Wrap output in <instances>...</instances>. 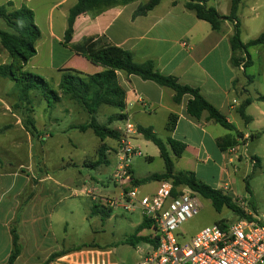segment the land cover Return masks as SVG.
Returning a JSON list of instances; mask_svg holds the SVG:
<instances>
[{
    "label": "crops",
    "instance_id": "crops-1",
    "mask_svg": "<svg viewBox=\"0 0 264 264\" xmlns=\"http://www.w3.org/2000/svg\"><path fill=\"white\" fill-rule=\"evenodd\" d=\"M147 1L134 0L127 5L109 8L94 17L90 14L80 16L75 21L71 44H76L87 37L105 36L110 44L130 51L135 61L151 59L162 75L172 76L179 84L197 89L200 95L226 118L232 126L231 130L209 121L206 114L199 119L189 116L186 113L189 96H184L179 104H175L172 100L174 92L171 89L143 81L136 76L116 73L117 83L126 94V108L122 112L125 120H135L134 123L130 121L135 128L152 127L156 134L158 131L155 123L164 124L163 129L166 131L164 142L172 139L185 145V151L179 158L174 157L167 146L173 165H176L175 161L180 162L182 171L193 172L199 181L213 189L221 190L222 186H227L234 193L232 200L235 198L238 203H242L240 199L249 198L253 210L244 208L242 211L252 220L264 225V214L258 218V210L257 207L255 208L256 189L260 186L254 183L256 179L264 176V101L259 100L260 97H264V75L259 76L261 79L258 81L247 74L248 68L252 66L250 48L247 51L249 67L243 68L245 55L241 56L243 62L238 67H234L231 63L232 52L229 44L233 28L231 22L223 21L220 30L214 31L207 22L197 19L193 12L185 8V0H161L145 16L133 18L136 8ZM243 1L245 0L241 1L237 13L239 22L242 18L239 11ZM7 2L11 1L5 0L1 5ZM76 2L77 0H37L36 4L38 10L44 14L43 23L46 28L44 35L40 32L41 36L37 41L46 54V60L39 68L54 73L55 78L50 77V80H55L56 85L59 83L62 70H69L71 73L86 77L102 70L101 66L63 45L68 11ZM30 4L31 0H21L17 5L13 4V9L23 5L31 8ZM207 5L214 7L222 16H227L230 12L229 0H207ZM251 10L254 8L252 7ZM241 41L248 42L242 38ZM38 44H36L37 52ZM1 53L7 57L6 52L0 47ZM232 101L236 103L232 104ZM245 101H250V104L245 108L246 120H243L239 115V108ZM171 115L175 116L176 120L173 131L169 132L166 130V125ZM122 123L124 127V122ZM5 126L9 128L0 136L11 131L12 126L7 123L0 129ZM47 137L48 135L45 136ZM136 148L140 150L138 146ZM230 149H234L235 152L230 153ZM147 159L152 160L151 157ZM9 174L0 171V178H6ZM15 174L14 172L13 175ZM135 178L141 179L136 176ZM46 179L50 178L46 176L40 181ZM238 187L245 193L242 198L238 196ZM51 201L53 199L16 197L0 207V252L8 249L5 259L11 251V236L8 228L12 223L16 227L21 246L20 255L14 264L21 259L24 261L38 259L36 256L39 254H42V262H45L52 253L68 250L50 264H91L93 259L99 261L110 259L112 252L96 245L90 247L91 249L82 248L73 251L72 249L78 246L67 247L64 240L59 243L53 239L54 246L51 248L43 243L40 237L44 239L46 236L41 234L40 223L51 221V212H54L59 205L57 202L56 207L52 209ZM142 221L141 217V220L133 225L134 230ZM220 221L228 224L223 218L216 219L212 224ZM145 230H152V234H144ZM153 232V228L149 227L138 235L153 237ZM142 243L148 246L147 254L153 246L150 243ZM42 248L45 250L41 251ZM78 253L84 254L83 261L77 260L80 256Z\"/></svg>",
    "mask_w": 264,
    "mask_h": 264
},
{
    "label": "rangeland",
    "instance_id": "rangeland-1",
    "mask_svg": "<svg viewBox=\"0 0 264 264\" xmlns=\"http://www.w3.org/2000/svg\"><path fill=\"white\" fill-rule=\"evenodd\" d=\"M4 1L0 0V5ZM10 1L17 5L21 0ZM36 4L37 0H31V8H28L34 12V23L44 35L46 32L43 23L44 14L38 10ZM252 7L254 10H251ZM239 14H242L240 18L242 40L247 42L264 32V0L243 1ZM0 30L10 32L2 19H0ZM36 44L38 43H35V49ZM37 46V56L29 60L24 70L35 76L46 78L56 90L55 80H50L55 78V74L39 68L45 62L46 54L40 43ZM249 54L252 66L248 68L247 74L259 81L264 75L262 74L264 73V65H262L264 64L262 60L264 47L250 48ZM10 62L8 55L6 57L0 54V65ZM16 101L13 83L0 78V127L6 123L12 126L11 131L0 136V171L10 173L8 177L0 178V207L16 197L53 199L51 208L56 207L57 202L59 205L54 212H51V221L40 223L42 225L41 234L46 236L44 239L40 237V240L49 245V248L54 246L53 239L59 243L64 240L67 247L83 245L94 247L93 245H96L112 253L110 259L105 261L94 260L92 256L93 263L91 264H139L146 254L147 244L138 242L136 239L133 244L126 243L124 240L133 236V225L141 220L140 214H128L114 209L108 218L101 217V215H90L93 204L98 200L97 198L94 201L92 196H117L119 193L112 183V174L117 165V142L109 139L104 141L108 150L106 166H99L96 169L85 167L96 162L97 149L101 143L91 130L80 132L70 129L71 126L84 124L88 120L87 114L78 105L67 99L52 103V98L49 97L51 102L49 107L41 92H32L30 94L31 104L28 106L33 110L30 117L35 120V126L41 132V136L36 139L24 133L19 112L12 109ZM117 113H119L117 109L102 106L96 118L99 123H104ZM130 121L135 122V120ZM163 125L161 122L155 123L158 131L157 137L165 141L166 131ZM112 126L123 127V123L114 122ZM46 135H48L47 138H45ZM42 138L45 139L41 141ZM131 145L138 146L141 152L140 157L134 156L131 159L130 168L134 176L144 178L164 172V164L155 145L144 140L139 134L131 139ZM148 157L152 160L149 161ZM175 162L174 171H182L181 163ZM14 172L15 175H13ZM46 176L51 181L50 179L40 181ZM254 183L260 186L256 189L255 196V208L257 207V215L260 218L261 214H264V176L256 179ZM157 184V182H151L139 186L138 190L142 194L150 193L155 190ZM237 193L241 198L245 194L239 187ZM198 200L201 205L198 215L182 224L178 230L180 243L190 240L198 231L212 225L216 219L223 218L228 224L240 219L226 208L218 214L207 199L199 196ZM240 200L243 206L242 208L239 204L237 206L241 209L253 210L249 198ZM12 228L16 230L14 223L9 226L8 230ZM37 231H39L38 228ZM144 234H152V230H145ZM33 239L35 240V237ZM90 247L83 249H91ZM44 250V248L41 249V251ZM7 252L8 249L0 252V264L6 262ZM83 256L84 254L78 256L77 260L83 261ZM36 257L38 259L29 261L21 259L17 264L44 263L42 254Z\"/></svg>",
    "mask_w": 264,
    "mask_h": 264
},
{
    "label": "trees",
    "instance_id": "trees-1",
    "mask_svg": "<svg viewBox=\"0 0 264 264\" xmlns=\"http://www.w3.org/2000/svg\"><path fill=\"white\" fill-rule=\"evenodd\" d=\"M132 1L134 0H77L69 9L66 19V29L63 35V45L88 61L101 66L102 70L87 77L71 73L69 70H62L56 90L43 77L35 76L24 70L29 60L36 55L35 43L41 36L39 28L34 23V12L24 5L18 9H13L12 2H7L0 6V19L10 29V32L0 30V45L11 59L9 64L0 65V78L13 83V91L16 93L17 101L12 106V109L19 112L24 131L31 138L38 139L41 136V132L36 128L35 120L30 117V113L33 110L28 107L31 104L30 94L32 92H41L49 107L51 104L49 97L52 98V103H59L62 99H67L78 105L87 114L88 120L84 124L71 126L70 129L80 132L91 130L101 143L97 149L96 162L85 167L96 169L99 166H106L108 164L106 158L108 150L104 141L109 139L118 142L120 139L121 131L118 128L112 127V123H121L125 120V115L122 112L126 108V94L117 83V72L123 73L126 76H136L143 81H150L160 87L171 89L174 92L172 100L175 104H179L184 96H189L190 98L186 103V113L189 116L199 119L203 114H206V118L209 121L227 130L232 129L226 118L210 105L197 89L179 84L176 78L172 76L162 75L156 69L153 60L147 59L137 62L130 51L110 44L105 36L87 37L81 39L76 44H71L75 21L80 16L90 14L94 17L109 8L127 5ZM160 1L148 0L145 4L139 5L133 12V18L145 16ZM229 1L230 12L227 16L220 15L214 7L208 6L207 0H185L184 6L187 10L193 12L197 19L207 22L214 31L220 30L221 24L225 20L233 24L232 34L229 38L232 52L231 63L234 67H238L243 62L241 56L245 55L246 60L243 62V68L246 69L250 65L247 51L251 47L264 46V32L257 38L249 40L247 43H242L240 22L237 18L238 8L242 0ZM259 100L264 101V97H260ZM249 104L250 101H245L239 108V115L243 120H246L244 111ZM102 106L117 109L119 113L108 118L106 122L99 123L96 115ZM175 120V116L171 115L169 117L166 125L167 131H173ZM8 128L9 126L1 128L0 134ZM136 133L157 147L159 156L164 164V172L137 179L131 171L133 174V186L139 187L151 182L168 180L176 187L186 186L200 197L209 200L212 208L217 213L226 208L233 212L236 217L240 218L239 220H252L229 196L224 195L220 190L213 189L202 183L193 172H174L173 159L168 152L167 146L174 157L179 158L185 151L183 143L172 139H167L166 142L162 141L157 137L152 127L144 128L137 126ZM246 189L249 192L247 184ZM111 211L100 206L98 203H94L90 215H101V217L108 218ZM216 224L221 228L227 225L222 221ZM149 227H151L150 222L143 219L142 223L134 230L133 236L124 241L133 244V241L135 242L136 239L138 242L150 243L155 247L157 244L156 236H138L143 229ZM9 232L11 236V251L4 264H14L21 252L17 231L12 228ZM84 247L90 246L83 245L72 250L78 251ZM68 251L52 253L42 264H48Z\"/></svg>",
    "mask_w": 264,
    "mask_h": 264
},
{
    "label": "built area",
    "instance_id": "built-area-1",
    "mask_svg": "<svg viewBox=\"0 0 264 264\" xmlns=\"http://www.w3.org/2000/svg\"><path fill=\"white\" fill-rule=\"evenodd\" d=\"M119 130L117 165L112 174L113 186L119 193L117 196L94 195L92 199L98 198L96 203L106 209L139 213L150 222L157 244L139 264H264V225L255 220L241 219L223 228L212 224L180 243V226L197 216L201 209L199 195L186 186L176 187L168 180L157 182L150 193H140L132 184L130 168L131 159L141 156L140 150L131 145L136 128L124 120V127ZM220 191L233 199L234 193L227 186H222ZM233 201L242 207L235 198Z\"/></svg>",
    "mask_w": 264,
    "mask_h": 264
}]
</instances>
